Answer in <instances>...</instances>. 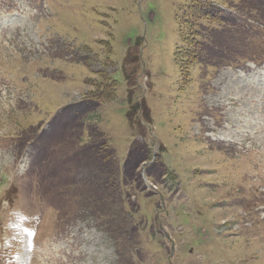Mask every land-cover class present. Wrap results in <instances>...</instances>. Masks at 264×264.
Wrapping results in <instances>:
<instances>
[{"label":"rangeland","instance_id":"obj_1","mask_svg":"<svg viewBox=\"0 0 264 264\" xmlns=\"http://www.w3.org/2000/svg\"><path fill=\"white\" fill-rule=\"evenodd\" d=\"M188 2L0 0V264H264V64Z\"/></svg>","mask_w":264,"mask_h":264},{"label":"trees","instance_id":"obj_2","mask_svg":"<svg viewBox=\"0 0 264 264\" xmlns=\"http://www.w3.org/2000/svg\"><path fill=\"white\" fill-rule=\"evenodd\" d=\"M211 1L212 3L214 2L216 4L226 7L229 11H233L234 14L237 13L239 16H241V23L245 27L246 25H244V22L247 17L255 19L256 23L259 22L264 24V0H223L221 3H218V1L216 0H202V2L201 0H189V5L185 6V9L183 8V13L187 17V21L185 20V29L181 33V39L183 40V43L191 47L192 42L197 40L195 41L196 50L204 51L209 61L223 59L233 63V61L229 58L237 56L235 53L236 51H232L231 53L234 54L229 58L221 57L219 56V54H222L223 50H234L236 48L235 45L242 44L246 41L244 37L246 39L250 38L249 33L251 32L249 29L245 30L240 24L236 23L234 20L232 22L230 21V23H227L229 21L226 22L224 17H220L219 15H217L218 12L213 13V15L208 18L202 15H198L196 13H192V10L202 8V6L206 2L210 3ZM248 1H251L252 4L255 5V8L247 4ZM241 19L238 20L241 21ZM205 24H208L209 27H206ZM236 25L238 26V28L235 30L234 28L236 27ZM185 31H187V34L184 33ZM259 31L261 32V30L256 29V32ZM239 32L240 34H238ZM262 32H264V30H262ZM219 36L222 40L227 42L223 43V45L219 43ZM198 38H200L201 41H199ZM243 59L244 56H240L239 60ZM195 60V58H188L189 64H191V62H194ZM67 109H71V106L67 107ZM79 118L81 117L79 116Z\"/></svg>","mask_w":264,"mask_h":264},{"label":"bare ground","instance_id":"obj_3","mask_svg":"<svg viewBox=\"0 0 264 264\" xmlns=\"http://www.w3.org/2000/svg\"><path fill=\"white\" fill-rule=\"evenodd\" d=\"M224 135V134H223ZM226 136V135H225ZM32 259V258H31ZM57 259V258H56ZM53 261H54V259H53Z\"/></svg>","mask_w":264,"mask_h":264}]
</instances>
